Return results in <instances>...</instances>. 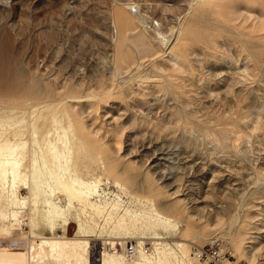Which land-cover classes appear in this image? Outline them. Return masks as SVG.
I'll return each mask as SVG.
<instances>
[{
  "label": "rangeland",
  "instance_id": "1",
  "mask_svg": "<svg viewBox=\"0 0 264 264\" xmlns=\"http://www.w3.org/2000/svg\"><path fill=\"white\" fill-rule=\"evenodd\" d=\"M120 8L133 21L127 70L114 47ZM50 127L116 210L107 204L109 221L85 225L92 236L55 260L22 188L18 224L0 209V247H32L29 264H81L77 252L111 264L102 253L134 261L142 241L158 264L181 243L190 264L213 243L220 258L195 264H264V0H0V129L29 141ZM129 214H141L134 228Z\"/></svg>",
  "mask_w": 264,
  "mask_h": 264
},
{
  "label": "bare ground",
  "instance_id": "2",
  "mask_svg": "<svg viewBox=\"0 0 264 264\" xmlns=\"http://www.w3.org/2000/svg\"><path fill=\"white\" fill-rule=\"evenodd\" d=\"M116 20L119 28L118 32L116 31L117 36L114 47L117 51L118 68L123 70L131 60V56L125 48L127 40L125 33L127 30L133 28V21L130 13L123 8L117 10ZM137 38L142 49L146 50L149 45L148 42L140 35H137ZM136 58L138 59V56ZM4 129L5 128L0 129V209L2 207H4V210L8 208L11 213L10 219L17 223L15 215L18 214V208L22 206L21 202L24 201L22 200L23 197H21L22 194L20 189L25 188L31 198V200L29 198L28 202L31 201L32 207L30 206L31 208L29 209H33V212L37 216L41 215V217L45 219L42 220V222H47V228L52 233V236H43V234L40 233V243L47 245L48 250L55 260H61L63 258L69 260L70 255L67 251L74 250L76 247L84 244L86 241L84 239L92 236L94 233L92 228H87L88 225L98 224V221H103L104 223L109 221L111 218L110 215L113 212H108V208L110 207L111 211H114L116 210V204H109L107 201L108 193L96 190L97 180L85 176L86 172L84 173V170L78 169V166L76 167L75 163L77 158L75 161V157L71 155V149L73 148L74 150L75 146H71L73 143L70 141V138L66 136L65 132L61 134L58 132L57 127L46 128L38 132L34 130L28 141L22 139L23 134L26 135L24 129L10 131L12 134L11 136L6 134V130ZM74 139L76 140L77 137ZM71 140L75 141L72 138ZM79 149H77V151H79ZM74 153L75 151L73 154ZM113 185L118 188L121 186L123 187L118 181H115ZM145 201L149 203V207L157 219L161 221L169 220L168 217L156 211L148 200ZM138 202L141 203L143 201L140 200ZM30 214H32L31 211ZM1 216L4 217L6 214L3 213ZM139 217H141V214H129L128 218L124 219V222H126L125 220H129L131 223L130 225L134 228L136 222L140 219ZM71 218L75 220L77 226L67 231L66 225ZM39 220L40 218L37 222H39ZM120 223L121 220H116L112 228H117L116 226H119ZM39 224L40 225H37L41 226L42 223ZM43 225L41 227H43ZM85 225H87V227ZM101 226L103 227V225ZM149 227L148 222H145V224L138 227L137 230H141V234L147 232L145 229ZM102 230H104V228ZM150 233V237L157 240L154 244L157 247L162 245L158 240L163 239V236L152 231H150ZM138 243L136 259L134 261H129L126 256L127 254L118 252L117 250H113L108 254L102 253L104 256L103 259L109 261L111 264H153L142 247L143 242L138 241ZM111 244L113 245L115 242L111 241ZM176 245L180 247V251H178L180 253L167 248L165 249L167 252L163 251L162 254L158 256V264H189L187 263V248L182 249L181 243H177ZM16 246L18 247H0V264H29L35 257L31 256L32 253H30V251L33 250L32 247H23L19 243ZM133 251L131 252L132 254ZM85 256L86 254H84V252L81 254L77 252L74 258L81 264H90ZM194 258L195 257H191L190 264H195Z\"/></svg>",
  "mask_w": 264,
  "mask_h": 264
},
{
  "label": "built area",
  "instance_id": "3",
  "mask_svg": "<svg viewBox=\"0 0 264 264\" xmlns=\"http://www.w3.org/2000/svg\"><path fill=\"white\" fill-rule=\"evenodd\" d=\"M1 243V241H0ZM124 250L127 253H131L133 251V245L131 243H124ZM196 259L201 260L205 263L215 262L220 258V253L216 248L215 244L207 243L193 251ZM223 257V255H222Z\"/></svg>",
  "mask_w": 264,
  "mask_h": 264
}]
</instances>
